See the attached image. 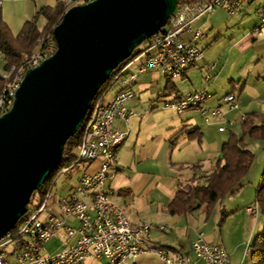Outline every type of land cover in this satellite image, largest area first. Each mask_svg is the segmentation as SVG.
<instances>
[{
	"label": "built area",
	"instance_id": "built-area-1",
	"mask_svg": "<svg viewBox=\"0 0 264 264\" xmlns=\"http://www.w3.org/2000/svg\"><path fill=\"white\" fill-rule=\"evenodd\" d=\"M79 1L87 3L92 0H67L66 9ZM240 4H233V0H185L177 3L166 25L146 38L131 60L114 70L94 96L77 131L79 142L75 158L53 176L43 199L35 204L34 209L29 211L27 207L17 227L0 239V264H86L91 260H102L106 264H136L137 258L145 253H153L163 264H191L189 256L181 251L151 246L148 240L155 228L144 222L133 225L123 209L110 200L112 190L108 183L116 175L118 149L127 139L129 122L135 116L128 103L135 97L132 87L138 76L157 72L168 82L182 79L204 57L203 50L197 45L204 33L194 23L217 9L234 15ZM251 33L264 36V3L258 10V21ZM48 43V37L40 38L37 51L23 54L18 69L2 71L0 75L6 85L0 92V115L11 108L24 73L42 61L49 48ZM3 63L4 56L0 50V67ZM134 65V71L130 70ZM215 67V63L205 67L204 83L213 80ZM114 87L119 90L106 101L107 94ZM212 96L202 89L169 99L163 106L178 116L197 110L204 123H216L218 131L225 132L233 122L227 120L222 105H205ZM223 102L230 112L240 111L233 94L225 95ZM244 118L240 115L239 120L242 122ZM115 121L122 123L124 129H116ZM66 158L62 156L63 160ZM74 168L81 169L76 184L58 198L51 211L46 210L59 176ZM246 211L255 218L258 215L253 205ZM157 229L162 231L164 227ZM55 239L61 243L62 250L52 256H43L44 245ZM190 251L196 261L205 264H231L224 246L207 242L203 233L191 242Z\"/></svg>",
	"mask_w": 264,
	"mask_h": 264
},
{
	"label": "water",
	"instance_id": "water-1",
	"mask_svg": "<svg viewBox=\"0 0 264 264\" xmlns=\"http://www.w3.org/2000/svg\"><path fill=\"white\" fill-rule=\"evenodd\" d=\"M178 0H92L65 10L56 49L28 69L0 115V239L59 168L94 96L110 74L162 29Z\"/></svg>",
	"mask_w": 264,
	"mask_h": 264
},
{
	"label": "rangeland",
	"instance_id": "rangeland-1",
	"mask_svg": "<svg viewBox=\"0 0 264 264\" xmlns=\"http://www.w3.org/2000/svg\"><path fill=\"white\" fill-rule=\"evenodd\" d=\"M57 1L60 0H51V6H54ZM79 4L84 3L79 1L76 5ZM44 24V19L39 17L38 28L42 29ZM239 28V31L235 32L236 36L238 34L242 36L248 32L245 26ZM261 38L264 36L256 39ZM48 45L49 48L45 51L42 61L52 55L54 44L49 41ZM203 52L205 57L209 56L207 58L209 64L216 63V69H220V72L224 70L208 86V92L213 96L205 105L208 107L222 105L227 113V120L232 121L233 126L225 132H219L218 125L204 123L197 110L178 116L163 106L164 102L168 101L162 93L168 81L157 75L139 76L133 87L136 99L130 102L135 116L130 120V131L124 145L118 149V166L120 168L129 166L134 160V152H137L142 146L155 144L157 150L160 151L158 157L160 172L166 173L170 179L176 178L182 184V188L191 184L189 179L193 177L197 179L193 185H205L204 178L200 177H205L213 172L220 159L222 144L228 140L230 133H233L237 139H242L245 148L254 156L247 175L234 189L233 194L221 197L214 204L210 221H204L202 210H198V208L188 220L190 224L204 231L208 240L224 245L231 264H251L247 247L261 230L264 215L258 210V215L255 218L248 214L246 209L254 204L257 205L256 191L264 169V140L243 136L241 123L245 121L247 115L264 114L263 67L256 58L244 62L237 49L233 50L228 59V46L224 42L212 47L210 51L205 49ZM2 71L3 66L0 67V74ZM257 72L260 74L259 77L255 76ZM205 74L206 71L203 70V67H195L189 73V80H174L173 83L182 94L199 91L207 87L203 82ZM117 90L118 87H114L107 94L106 101L111 100ZM228 93L234 94L240 111L230 112L225 106L223 97ZM240 115L245 117L242 122L239 120ZM184 129H199L201 142H198L196 138L189 139L186 132L183 131ZM80 170V168H74L59 176L46 210L51 211L58 198L65 195L76 184ZM118 178L119 173L113 181L114 187ZM114 199V197L113 199L110 197L113 203L117 202ZM39 202L38 197H33L28 205L29 211L34 209L35 204ZM61 250V243L55 239L44 245L41 254L52 256ZM191 258L194 260V257L191 256ZM89 263L104 264L102 260L86 262V264ZM197 264L203 263L198 261Z\"/></svg>",
	"mask_w": 264,
	"mask_h": 264
},
{
	"label": "crops",
	"instance_id": "crops-1",
	"mask_svg": "<svg viewBox=\"0 0 264 264\" xmlns=\"http://www.w3.org/2000/svg\"><path fill=\"white\" fill-rule=\"evenodd\" d=\"M60 1L66 3L67 0ZM50 3L51 0H2L0 2L1 19L9 29L10 33L13 36H16L26 21H30L40 8L51 6L52 4ZM263 3L264 0H241L239 10L234 15L230 16L225 11L217 9L211 15L197 20L194 23V26L204 33V37L197 43L198 47L203 51L205 49H209L210 51L212 50V47H216L220 42H224L228 46V59L233 50L237 49L239 55H242L244 62H248L255 58L257 61L261 62V66L263 67L262 72H264V38L256 39L258 37L251 33V29L258 21V10ZM243 26L248 29V32L245 35L240 36L238 34L236 36L235 32L239 31V27ZM208 57L204 56L203 60L197 67H203V70H205V67L209 65L207 62ZM132 67H130V70L134 69L135 65L133 68ZM216 67L213 71L214 78L212 81L224 72V70H221L220 72V69L218 70ZM190 71L191 69L188 70L184 77L179 81H184L186 79L189 80ZM143 75L161 76L157 72H148ZM259 75V72L255 73V76L259 77ZM210 83H205L207 87L204 89L207 91ZM162 93L166 96L167 100L180 95H185L179 93L177 86L173 82H166ZM135 99L136 93L133 100ZM130 102L128 103V106H130ZM114 127L119 130L124 129V125L118 121L114 122ZM186 130L187 129H184L183 131L185 132ZM198 131L200 132L199 129ZM123 145L124 143L121 147ZM159 154L160 151L157 150L156 145L149 144L145 147L142 146L137 152L133 153L134 160L129 166H123L120 168L117 159L115 165L116 175L114 179L108 183L109 188L112 190L111 199H113V197L115 198L114 200L117 202L114 201V204L123 209L127 218L133 225L138 224L139 222H144L155 228L151 231L148 240L151 246H159L181 251L189 256L191 264H197L198 261L191 258L193 255L190 251V244L197 235L203 233L204 239L207 242L216 243L208 240L205 232L190 224L188 220V218L192 217L196 208L202 210L203 213L204 206L195 205L188 212L180 214H169L166 211L175 195L177 193L180 194L182 184L178 182L176 178L172 177L170 179L166 173L164 174L162 171H159ZM118 173L119 178L114 187L113 181L118 176ZM210 218L211 214L208 220L204 221H210ZM158 227H164V230L159 231L157 229ZM92 261L93 260L88 262ZM103 263L106 264L104 261ZM202 263L205 264L204 262ZM136 264L163 263L153 253H145L137 258Z\"/></svg>",
	"mask_w": 264,
	"mask_h": 264
},
{
	"label": "trees",
	"instance_id": "trees-1",
	"mask_svg": "<svg viewBox=\"0 0 264 264\" xmlns=\"http://www.w3.org/2000/svg\"><path fill=\"white\" fill-rule=\"evenodd\" d=\"M182 1L185 0H178L177 3ZM66 8V3L61 1H58L55 6L40 8L30 21L24 23L22 29L16 36H13L3 23L0 13V50L4 56V63L2 65L3 70H10L11 68H13V70L18 69L22 64L21 56L23 54L30 55L33 53L37 49V42L40 38L45 39L48 37V41L54 44L53 54L56 46L52 31L60 22ZM39 17H42L45 21L42 29H39L37 26ZM145 40L146 39H143L140 45H142ZM139 46L132 52L131 56L119 66L131 60L137 54ZM113 72L110 76H112ZM13 74L14 72L12 71L11 76H13ZM106 83L107 82H105L104 85ZM5 85L6 81L0 75V92ZM241 131L243 136L264 140V114L247 115L245 121L241 123ZM185 132L189 139L196 138L198 142H201V133L198 132V129H190ZM194 134L197 135L193 136ZM78 142V133L66 141L63 148V156L67 158L61 160L59 168L49 175L47 180L37 191L32 193L30 200L35 196L38 197L40 201L43 199L49 181L61 167L69 165L75 158ZM253 157V154L245 148L242 139H237L233 133H230L228 140L222 144L220 159L217 161L213 172L205 177H200L204 178L205 185H193V182L197 179L194 177L189 179L191 184L186 185V188L180 189V194L177 193L175 195L166 211L169 214H180L188 212L195 205H203L204 220H208L214 204L218 202L221 197L227 194H233L234 189L247 175L252 165ZM255 201L258 210L264 215V169L256 191ZM18 223L19 222H17L14 229L17 227ZM248 251L250 253L251 264H264V222L261 230L254 236L248 247ZM248 251L246 250V252Z\"/></svg>",
	"mask_w": 264,
	"mask_h": 264
},
{
	"label": "bare ground",
	"instance_id": "bare-ground-1",
	"mask_svg": "<svg viewBox=\"0 0 264 264\" xmlns=\"http://www.w3.org/2000/svg\"><path fill=\"white\" fill-rule=\"evenodd\" d=\"M233 4H240V0H233ZM256 37H258V35H255ZM253 207H255L256 208V210H257V214H258V207H257V205L256 204H254V206ZM247 250H248V247H247Z\"/></svg>",
	"mask_w": 264,
	"mask_h": 264
}]
</instances>
